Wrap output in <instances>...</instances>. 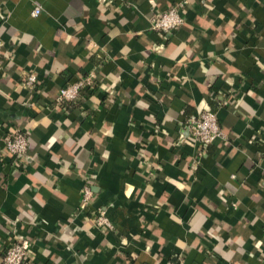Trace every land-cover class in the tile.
Listing matches in <instances>:
<instances>
[{"label":"crops","instance_id":"obj_1","mask_svg":"<svg viewBox=\"0 0 264 264\" xmlns=\"http://www.w3.org/2000/svg\"><path fill=\"white\" fill-rule=\"evenodd\" d=\"M174 6L166 38L153 10ZM0 45V264L14 236L31 264H264V0H0ZM208 110L227 140L200 156L178 140ZM5 125L31 136L19 169Z\"/></svg>","mask_w":264,"mask_h":264},{"label":"built area","instance_id":"obj_2","mask_svg":"<svg viewBox=\"0 0 264 264\" xmlns=\"http://www.w3.org/2000/svg\"><path fill=\"white\" fill-rule=\"evenodd\" d=\"M181 6H174L166 11L153 10L152 30L170 36L185 24V16L182 13ZM42 8L37 5L32 10L33 17H39ZM1 57V45H0ZM95 74L89 73L78 81L67 84L62 87L57 98V105L66 106L79 104L84 98L85 93H90L95 87ZM26 88L36 89L39 80L35 74H30L22 83ZM187 135L179 136L178 144H189L192 147L202 149L200 156L205 149L217 140L226 141L227 136L219 126L217 113L205 111L197 116L191 117L185 125ZM5 130L3 137L5 150L8 157L12 160L14 169L21 168V163L28 160L29 141L28 132L17 126L2 127ZM158 133L162 129L155 130ZM94 197V192L89 184H85L82 189L81 208H88ZM92 220L94 226L100 229H112V223L102 208L92 211ZM35 260L28 241L23 236H14L11 239L10 246L3 254V264H31ZM167 264H184L183 258L170 261Z\"/></svg>","mask_w":264,"mask_h":264},{"label":"trees","instance_id":"obj_3","mask_svg":"<svg viewBox=\"0 0 264 264\" xmlns=\"http://www.w3.org/2000/svg\"><path fill=\"white\" fill-rule=\"evenodd\" d=\"M182 13H183V15H185V13H184V10H183V9H182ZM160 34H161V33H160ZM86 94H87V93H86ZM73 105H80V104H73ZM70 106H72V105H66V106L64 105L63 107H64V108H69ZM27 137H28L29 146H30V139H31L30 137H31V136H29V134H28V136H27ZM207 148H208V147H207ZM207 148H206V149H207ZM11 162H12V160H11ZM21 166H22V163H21Z\"/></svg>","mask_w":264,"mask_h":264}]
</instances>
